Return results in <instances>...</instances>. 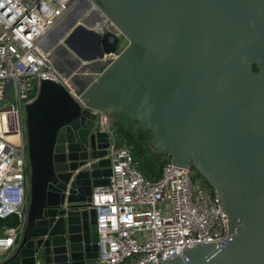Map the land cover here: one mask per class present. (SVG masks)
<instances>
[{
	"label": "water",
	"instance_id": "1",
	"mask_svg": "<svg viewBox=\"0 0 264 264\" xmlns=\"http://www.w3.org/2000/svg\"><path fill=\"white\" fill-rule=\"evenodd\" d=\"M41 46L77 66L55 63L72 86L44 80L25 107L28 222L4 264L98 258L90 202L109 185L111 140L89 109L140 124L155 153L194 165L218 194L226 245L151 264H264V0H81Z\"/></svg>",
	"mask_w": 264,
	"mask_h": 264
},
{
	"label": "built area",
	"instance_id": "2",
	"mask_svg": "<svg viewBox=\"0 0 264 264\" xmlns=\"http://www.w3.org/2000/svg\"><path fill=\"white\" fill-rule=\"evenodd\" d=\"M79 1L0 0V219L17 220L16 226L1 229L0 264L15 253L28 222L25 107L42 81L66 84L41 41ZM89 111L111 140L109 185L94 189L90 202L99 234L94 264H151L175 259L185 248L226 245L228 227L218 194L193 180V165L169 161L158 179L147 178L131 149L119 144L110 111Z\"/></svg>",
	"mask_w": 264,
	"mask_h": 264
},
{
	"label": "rangeland",
	"instance_id": "3",
	"mask_svg": "<svg viewBox=\"0 0 264 264\" xmlns=\"http://www.w3.org/2000/svg\"><path fill=\"white\" fill-rule=\"evenodd\" d=\"M123 49L128 45L127 41H123ZM62 53V54H61ZM64 50H60V57H64ZM63 59V58H62ZM62 61V65L65 66H70V67H75L77 66V60L73 58L72 56H69L66 59L59 60V62ZM66 64V65H65ZM101 66H88L83 69H79L77 72H81L82 70L85 72L86 70H97ZM60 72H63V67L59 66L58 68ZM86 73V72H85ZM74 81L77 84H81L83 82V77L80 76H74ZM36 89V87H35ZM37 95L36 92L32 96ZM111 117H112V130L119 142L120 145L126 146L128 148L129 144L128 142L130 141L132 145L142 151L143 155L145 156V159H140L138 160V169L149 179L155 180L156 177H158L161 174V163L164 165L167 164L169 161H171V156L166 155V154H160V153H155L154 148L151 146V142L153 140V135L150 132L144 131V129L141 127L140 124L132 122L128 120L125 116L116 113V112H109ZM129 132L127 133L128 136L123 135L124 132ZM124 136L126 139L122 138L121 136ZM128 141V142H127ZM29 158V156H28ZM157 159V160H156ZM29 161V160H28ZM193 180L194 181H199L201 183H204L206 186L211 188V185L209 182H206L205 177L197 170V168L193 165ZM14 219V218H12Z\"/></svg>",
	"mask_w": 264,
	"mask_h": 264
},
{
	"label": "trees",
	"instance_id": "4",
	"mask_svg": "<svg viewBox=\"0 0 264 264\" xmlns=\"http://www.w3.org/2000/svg\"><path fill=\"white\" fill-rule=\"evenodd\" d=\"M254 71L255 72H258L259 70H258V67L257 66H254ZM129 120V119H128ZM131 121V120H130ZM133 122V121H132ZM127 133H129V132H124L123 133V135H126V136H128L127 135ZM121 136V135H120ZM122 138H124V139H126L124 136H121ZM128 142V141H127ZM128 144H129V147H130V149H131V151H132V153H133V155H134V158H135V160H136V162L138 163V160H140V159H145V156L143 155V153H142V151H140V150H138V149H136L133 145H132V143L129 141L128 142ZM157 160V159H156ZM163 166H164V164L163 163H161V168L163 169ZM162 169H161V171H162ZM161 175V174H160ZM160 175L158 176V177H156V179H158L159 177H160ZM17 225V220L16 219H12V218H9V219H7V220H1L0 219V234H2L1 233V229L3 228V227H6V226H16Z\"/></svg>",
	"mask_w": 264,
	"mask_h": 264
},
{
	"label": "bare ground",
	"instance_id": "5",
	"mask_svg": "<svg viewBox=\"0 0 264 264\" xmlns=\"http://www.w3.org/2000/svg\"><path fill=\"white\" fill-rule=\"evenodd\" d=\"M59 53H60V51H58V54H56V56H57V59H55V61H53V65H54V68L56 69V71H57V73L66 81V84H68V85H70V86H72V82H71V80H69V78H65L64 77V74H63V72L61 73L60 72V70L58 69V67L56 66V64L55 63H57L59 60H58V58H60V59H62L60 56H59ZM90 70H86L85 72V74L87 75V73L89 72ZM84 79V78H83Z\"/></svg>",
	"mask_w": 264,
	"mask_h": 264
},
{
	"label": "crops",
	"instance_id": "6",
	"mask_svg": "<svg viewBox=\"0 0 264 264\" xmlns=\"http://www.w3.org/2000/svg\"><path fill=\"white\" fill-rule=\"evenodd\" d=\"M123 44H124V43H123ZM13 255H14V254H13ZM13 255H12V256H13ZM12 256H11V257H12ZM91 264H94V263H91Z\"/></svg>",
	"mask_w": 264,
	"mask_h": 264
},
{
	"label": "flooded vegetation",
	"instance_id": "7",
	"mask_svg": "<svg viewBox=\"0 0 264 264\" xmlns=\"http://www.w3.org/2000/svg\"><path fill=\"white\" fill-rule=\"evenodd\" d=\"M62 54V53H61Z\"/></svg>",
	"mask_w": 264,
	"mask_h": 264
}]
</instances>
